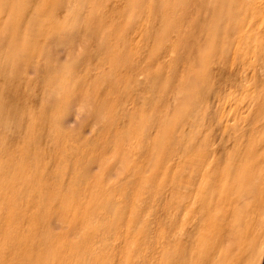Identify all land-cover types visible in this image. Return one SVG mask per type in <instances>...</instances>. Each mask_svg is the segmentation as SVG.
<instances>
[{
	"label": "rangeland",
	"instance_id": "374dc122",
	"mask_svg": "<svg viewBox=\"0 0 264 264\" xmlns=\"http://www.w3.org/2000/svg\"><path fill=\"white\" fill-rule=\"evenodd\" d=\"M0 264H264V0H0Z\"/></svg>",
	"mask_w": 264,
	"mask_h": 264
},
{
	"label": "bare ground",
	"instance_id": "6f19581e",
	"mask_svg": "<svg viewBox=\"0 0 264 264\" xmlns=\"http://www.w3.org/2000/svg\"><path fill=\"white\" fill-rule=\"evenodd\" d=\"M250 27V26H249ZM237 65V64H236ZM242 69V68H241Z\"/></svg>",
	"mask_w": 264,
	"mask_h": 264
}]
</instances>
